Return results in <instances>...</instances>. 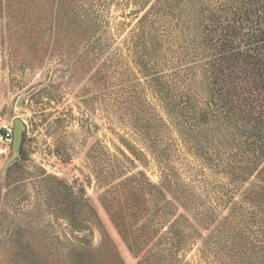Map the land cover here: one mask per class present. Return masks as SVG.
I'll list each match as a JSON object with an SVG mask.
<instances>
[{
  "label": "rangeland",
  "instance_id": "rangeland-1",
  "mask_svg": "<svg viewBox=\"0 0 264 264\" xmlns=\"http://www.w3.org/2000/svg\"><path fill=\"white\" fill-rule=\"evenodd\" d=\"M152 1L81 0L97 36L57 42L0 9V123L25 124L19 152L0 151V264H72L73 250L101 247L112 264V245L118 264H141L107 211L108 190L140 170L174 203L159 234L174 222L182 246L162 264H264V159L232 126L185 132L163 106L149 79L171 69L141 68L131 45ZM107 149L136 165L107 176Z\"/></svg>",
  "mask_w": 264,
  "mask_h": 264
},
{
  "label": "trees",
  "instance_id": "trees-1",
  "mask_svg": "<svg viewBox=\"0 0 264 264\" xmlns=\"http://www.w3.org/2000/svg\"><path fill=\"white\" fill-rule=\"evenodd\" d=\"M4 8L8 21L40 29L37 34L56 42L65 37L92 38L101 26L81 0H0V9ZM131 42L141 68H147L145 59H152L171 69L166 82L149 80L185 132L192 122L230 125L249 139L252 160L264 159V0H153L138 20ZM186 112L192 120L189 127L182 120ZM120 152L123 160L107 149V155H112L105 167L107 176L126 161L136 165ZM260 175L264 176V166ZM108 191L114 194L107 206L109 216L139 254L141 264L146 260L162 264L182 246L174 222L159 234L167 206L174 204L162 184L153 183L140 170L125 175ZM73 220L76 217H71L74 224ZM111 251L112 264H118L115 246ZM102 252V247L94 253L73 250L72 264L103 263Z\"/></svg>",
  "mask_w": 264,
  "mask_h": 264
},
{
  "label": "built area",
  "instance_id": "built-area-1",
  "mask_svg": "<svg viewBox=\"0 0 264 264\" xmlns=\"http://www.w3.org/2000/svg\"><path fill=\"white\" fill-rule=\"evenodd\" d=\"M14 140V125L4 120L0 123V151L4 152L10 148Z\"/></svg>",
  "mask_w": 264,
  "mask_h": 264
},
{
  "label": "water",
  "instance_id": "water-1",
  "mask_svg": "<svg viewBox=\"0 0 264 264\" xmlns=\"http://www.w3.org/2000/svg\"><path fill=\"white\" fill-rule=\"evenodd\" d=\"M24 129H25V124L22 119L18 118L16 119V125L14 127V140H13V147L15 152H19L21 142L23 139L24 135Z\"/></svg>",
  "mask_w": 264,
  "mask_h": 264
}]
</instances>
